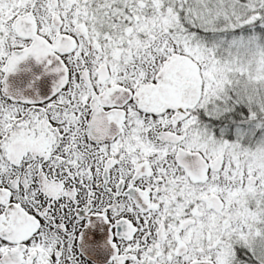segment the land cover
<instances>
[{
    "label": "snow or ice",
    "instance_id": "6c2138e0",
    "mask_svg": "<svg viewBox=\"0 0 264 264\" xmlns=\"http://www.w3.org/2000/svg\"><path fill=\"white\" fill-rule=\"evenodd\" d=\"M0 264H264V0H0Z\"/></svg>",
    "mask_w": 264,
    "mask_h": 264
}]
</instances>
